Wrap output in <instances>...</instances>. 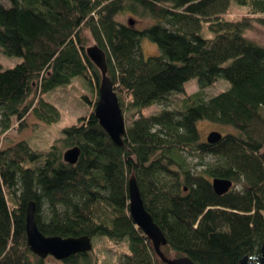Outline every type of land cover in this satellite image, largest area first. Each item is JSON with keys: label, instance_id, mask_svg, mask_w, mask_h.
<instances>
[{"label": "trees", "instance_id": "obj_1", "mask_svg": "<svg viewBox=\"0 0 264 264\" xmlns=\"http://www.w3.org/2000/svg\"><path fill=\"white\" fill-rule=\"evenodd\" d=\"M127 13L154 23L139 29L132 17L118 21ZM255 23L264 27V0H0L1 51L21 58L13 68L0 66L1 132H22L28 114L57 123L61 113L45 95L73 78L90 89L82 97L87 114L62 129L61 145L36 150L20 141L0 150V264H44L27 246L30 201L45 236L126 240L120 264H165L130 217L131 178L166 239L165 256L195 264L257 257L264 241V46L245 36ZM204 27L213 38L201 35ZM143 38L158 55L143 56ZM92 45L105 52L122 111L138 116L125 119L122 147L93 114L100 73L85 54ZM192 78L198 90L189 94ZM218 79L229 88L206 98ZM173 94L181 95L180 108L144 114ZM203 121L232 133L209 144L197 128ZM72 147L80 150L74 165L62 158ZM204 156L215 162L192 168L187 161ZM214 178L232 188L218 196ZM92 253L63 263L93 264Z\"/></svg>", "mask_w": 264, "mask_h": 264}, {"label": "rangeland", "instance_id": "obj_2", "mask_svg": "<svg viewBox=\"0 0 264 264\" xmlns=\"http://www.w3.org/2000/svg\"><path fill=\"white\" fill-rule=\"evenodd\" d=\"M232 8L237 11H243L244 8L237 6L234 2L231 5ZM130 17L135 19V26L139 29L154 23L153 19L149 16L140 17L139 15L125 14L118 17V21L126 22ZM235 18L234 16L229 17ZM201 35L204 38H213V34L210 33L205 27L203 28ZM245 36L264 46V27L259 24H254L251 30L246 31ZM143 56L148 58L150 56H156L159 54V49L156 44L148 40L147 38L141 39L140 42ZM21 62V58L5 56L0 48V66L2 69H10ZM65 89H59L55 92H49L45 95L46 100L53 102L61 113L60 120L53 125H46L36 120L31 114H28L25 118L26 128L18 133L15 128H12L6 132L0 131V150H3L9 146H12L20 141H27L28 144L36 150H44L50 147L55 141L63 137L62 129L72 124L78 117L84 116L88 112V106L83 101V96L89 95L90 89H88L84 81L79 78L71 79V83L65 86H61ZM59 87V88H61ZM229 88V83L224 79H218L210 87L205 89V97L210 98L218 93L225 91ZM186 91L191 94L198 90L196 79L192 78L185 84ZM92 95V93H91ZM182 97L180 94L171 95L166 104H157L146 109L144 114L146 116L157 114L159 111L175 110L181 107ZM125 119H137L135 111L123 110ZM197 128L200 132L201 139L206 140L208 134L213 131H217L221 134L232 133L231 129L223 128L217 125L210 124L208 122H199ZM61 145L60 142H58ZM67 149H63L65 152ZM187 161L192 168L198 166L200 163H213L215 158L211 156L188 157ZM92 242V263L93 264H120L123 257L129 254L128 243L123 240L120 243H115L104 236H95L91 240ZM168 258H174L175 254L171 251L167 254ZM44 264H64L63 261L56 260L53 257H46Z\"/></svg>", "mask_w": 264, "mask_h": 264}, {"label": "water", "instance_id": "obj_3", "mask_svg": "<svg viewBox=\"0 0 264 264\" xmlns=\"http://www.w3.org/2000/svg\"><path fill=\"white\" fill-rule=\"evenodd\" d=\"M85 54L100 73L97 99L93 108L94 117L111 141L117 147H122L123 138L126 133L125 118L112 82L107 76L105 52L98 46L92 45L86 48ZM221 138V133L213 131L208 134L206 142L216 144ZM79 155V148L72 147L63 152L62 158L65 163L74 165L78 161ZM211 184L213 191L218 196L227 193L232 188V182L227 179L214 178ZM128 187L130 217L136 227L151 241L159 259L165 264H195L186 256H175L170 259L164 255L161 248L166 245V239L159 226L154 222L151 214L146 210L134 178L129 180ZM35 210L34 201H30L26 208L25 233L27 246L31 253L41 259L50 256L56 260L63 261L75 254L87 253L92 250L91 239L87 236L61 238L43 235L36 224ZM237 264H264V241L260 248V254L257 257L249 258L244 256Z\"/></svg>", "mask_w": 264, "mask_h": 264}]
</instances>
